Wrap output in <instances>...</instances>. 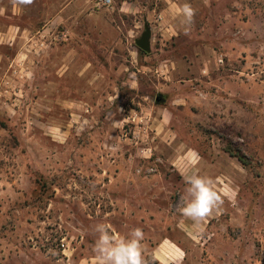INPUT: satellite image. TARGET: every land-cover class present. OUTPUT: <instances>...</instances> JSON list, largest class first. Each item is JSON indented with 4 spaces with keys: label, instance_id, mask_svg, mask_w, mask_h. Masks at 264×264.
I'll list each match as a JSON object with an SVG mask.
<instances>
[{
    "label": "rangeland",
    "instance_id": "374dc122",
    "mask_svg": "<svg viewBox=\"0 0 264 264\" xmlns=\"http://www.w3.org/2000/svg\"><path fill=\"white\" fill-rule=\"evenodd\" d=\"M97 1L0 48V264H98L101 227L149 264H264V0ZM192 173L224 200L202 234Z\"/></svg>",
    "mask_w": 264,
    "mask_h": 264
},
{
    "label": "clouds",
    "instance_id": "9594fccd",
    "mask_svg": "<svg viewBox=\"0 0 264 264\" xmlns=\"http://www.w3.org/2000/svg\"><path fill=\"white\" fill-rule=\"evenodd\" d=\"M10 2L16 9L31 5L34 0H10ZM181 14L184 17L182 23L190 26L196 10L185 3ZM184 181L186 187L179 213L185 220L192 221L202 234V223L221 210L224 200L215 188V181L210 177L192 173L184 176ZM100 231L99 239L93 244L95 253L99 254L98 264H149L144 255L145 233L142 228H132L127 235L120 238H116L110 234V230L103 227Z\"/></svg>",
    "mask_w": 264,
    "mask_h": 264
},
{
    "label": "crops",
    "instance_id": "0c3cea01",
    "mask_svg": "<svg viewBox=\"0 0 264 264\" xmlns=\"http://www.w3.org/2000/svg\"><path fill=\"white\" fill-rule=\"evenodd\" d=\"M45 1L34 0L31 5L14 9L10 0H0V48H28L31 42H41L46 32L59 25L61 16L69 12L68 6L72 2L69 0L65 6L50 10ZM19 55L18 52L13 58L17 59ZM5 60L4 54H0V70Z\"/></svg>",
    "mask_w": 264,
    "mask_h": 264
},
{
    "label": "water",
    "instance_id": "95a60500",
    "mask_svg": "<svg viewBox=\"0 0 264 264\" xmlns=\"http://www.w3.org/2000/svg\"><path fill=\"white\" fill-rule=\"evenodd\" d=\"M150 29L148 26H144V31L141 33V36L135 40V45L141 51L148 53L150 52Z\"/></svg>",
    "mask_w": 264,
    "mask_h": 264
},
{
    "label": "built area",
    "instance_id": "2783aa9c",
    "mask_svg": "<svg viewBox=\"0 0 264 264\" xmlns=\"http://www.w3.org/2000/svg\"><path fill=\"white\" fill-rule=\"evenodd\" d=\"M111 0H98L97 5H102L104 7L110 6Z\"/></svg>",
    "mask_w": 264,
    "mask_h": 264
},
{
    "label": "trees",
    "instance_id": "16d2710c",
    "mask_svg": "<svg viewBox=\"0 0 264 264\" xmlns=\"http://www.w3.org/2000/svg\"><path fill=\"white\" fill-rule=\"evenodd\" d=\"M236 157H237V156H236ZM237 158H238V157H237ZM238 159H239V160L241 161V163H242V160H241V158L239 157Z\"/></svg>",
    "mask_w": 264,
    "mask_h": 264
}]
</instances>
